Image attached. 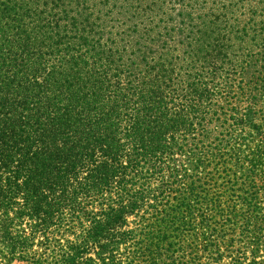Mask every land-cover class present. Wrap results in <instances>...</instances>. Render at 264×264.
<instances>
[{
	"label": "trees",
	"instance_id": "1",
	"mask_svg": "<svg viewBox=\"0 0 264 264\" xmlns=\"http://www.w3.org/2000/svg\"><path fill=\"white\" fill-rule=\"evenodd\" d=\"M119 1L0 0V264H264V0Z\"/></svg>",
	"mask_w": 264,
	"mask_h": 264
},
{
	"label": "rangeland",
	"instance_id": "2",
	"mask_svg": "<svg viewBox=\"0 0 264 264\" xmlns=\"http://www.w3.org/2000/svg\"><path fill=\"white\" fill-rule=\"evenodd\" d=\"M123 0H120L121 2ZM151 2L152 0H147ZM158 5L154 6L155 10L162 14L163 16H168L169 14L176 15L179 13L193 12L194 16L203 14V12L208 11V6L210 5V0H156ZM235 1V0H234ZM239 5L245 4L246 0H238ZM250 1V0H247ZM239 12H246L245 8H242Z\"/></svg>",
	"mask_w": 264,
	"mask_h": 264
}]
</instances>
